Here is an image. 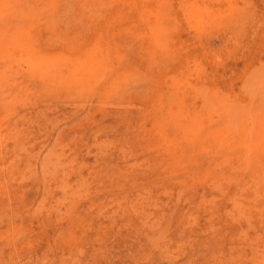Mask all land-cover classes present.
I'll return each mask as SVG.
<instances>
[{
    "label": "rangeland",
    "instance_id": "374dc122",
    "mask_svg": "<svg viewBox=\"0 0 264 264\" xmlns=\"http://www.w3.org/2000/svg\"><path fill=\"white\" fill-rule=\"evenodd\" d=\"M263 148L264 0H0V264H264Z\"/></svg>",
    "mask_w": 264,
    "mask_h": 264
},
{
    "label": "bare ground",
    "instance_id": "6f19581e",
    "mask_svg": "<svg viewBox=\"0 0 264 264\" xmlns=\"http://www.w3.org/2000/svg\"><path fill=\"white\" fill-rule=\"evenodd\" d=\"M196 1V0H195ZM220 10H222V9H220ZM90 14V13H89ZM96 14V13H95ZM202 14V13H201ZM197 15V14H196ZM195 17V16H194ZM196 24H198V23H196ZM90 26V25H89ZM5 34H7L6 32H5ZM61 34V33H60ZM2 37V36H1ZM3 38V37H2ZM20 38V37H19ZM18 38V39H19ZM69 38V37H68ZM11 39H13V38H10V40ZM26 39V38H25ZM21 40V39H20ZM13 41V40H12ZM15 41V40H14ZM96 41V40H95ZM8 42H9V39H8ZM95 43V42H94ZM97 43V42H96ZM8 44H10V43H8ZM17 45V44H16ZM10 46V45H9ZM16 47V46H15ZM262 47V46H261ZM17 48V47H16ZM5 50H6V48H5ZM7 53V52H6ZM176 53V52H175ZM71 56V55H70ZM88 57V56H87ZM86 57V58H87ZM76 61V60H75ZM120 61H122V60H120ZM65 63V62H64ZM60 65V64H59ZM98 68V67H97ZM107 70H108V68H107ZM31 71V70H30ZM104 72H105V70H104ZM107 72V71H106ZM110 71H108V73H109ZM95 73V72H94ZM105 75V74H104ZM98 77V76H97ZM101 78V77H100ZM95 81V80H94ZM89 83V82H88ZM112 89V88H111ZM98 94H99V92H98ZM215 95V94H214ZM94 105V104H93ZM79 116V115H78ZM65 124H66V122H65ZM61 126V125H60ZM58 128V127H57ZM247 129V126H245V130ZM57 130V129H56ZM249 130L251 131L252 130V127L250 126V128H249ZM247 131H248V129H247ZM55 133V132H54ZM208 138V137H207ZM251 149V148H250ZM254 150V149H253ZM263 150H264V148H263ZM260 151V150H259ZM51 168V167H50ZM263 181V180H262ZM257 188V187H256ZM257 193V192H256ZM105 205V204H104ZM94 207V206H93ZM102 211V210H101ZM107 215V214H106ZM106 223V222H105ZM159 237V236H158ZM255 262V261H254Z\"/></svg>",
    "mask_w": 264,
    "mask_h": 264
}]
</instances>
